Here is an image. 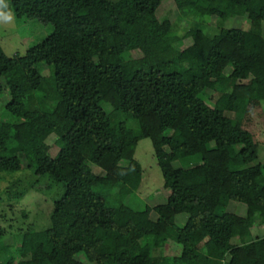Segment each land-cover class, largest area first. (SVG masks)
I'll return each instance as SVG.
<instances>
[{"label": "trees", "instance_id": "16d2710c", "mask_svg": "<svg viewBox=\"0 0 264 264\" xmlns=\"http://www.w3.org/2000/svg\"><path fill=\"white\" fill-rule=\"evenodd\" d=\"M173 1L178 22L159 18L164 0H7L18 18L53 30L29 47V66L0 41L11 115L0 119V180L24 161L30 171L0 191V205L32 191L59 197L46 226L27 222L26 210L19 225L0 226V264H89L82 254L93 264H264V234L253 231L264 226V163L244 127L264 101V0ZM237 16L249 33L225 26ZM145 138L170 194L167 204L136 207L144 170L135 153ZM109 161L116 172L94 171ZM231 201L246 204L243 220L227 210Z\"/></svg>", "mask_w": 264, "mask_h": 264}, {"label": "rangeland", "instance_id": "374dc122", "mask_svg": "<svg viewBox=\"0 0 264 264\" xmlns=\"http://www.w3.org/2000/svg\"><path fill=\"white\" fill-rule=\"evenodd\" d=\"M13 11V10H12ZM14 12V11H13ZM15 14V12H14ZM180 12L178 7L176 6L173 0H164L163 4L160 6L158 10V16L161 20L165 18H170L173 22H178V16ZM187 25V21L184 20L180 23L182 28L181 31L184 30V27ZM250 21L246 17L237 16L231 17L225 21L226 27H239L243 28L246 33H249L250 29ZM53 30V26L50 23L44 22L40 19L34 18H18L15 14V19L13 23L0 25V41L1 44L6 51V53L10 56L19 53L23 55L24 62L27 66H29V60L26 59L25 53L32 45L44 40ZM219 31L218 27V20L214 19L208 26L207 32L210 35H213ZM186 46H184L185 48ZM135 56H139L140 53L135 52ZM232 67L229 66L223 72L224 75H227L231 72ZM262 70L255 71L251 78L250 74L248 77L252 79L253 82H259V78L262 75ZM32 78L34 83L37 84L41 82V77L36 75L35 73L32 74ZM0 119L1 120H10L11 115L6 110L5 104L8 101L9 97L6 95V88L4 87L5 80L1 79L0 81ZM208 89L207 94L211 96L214 94L212 80H207ZM209 102L212 103L211 99H208ZM108 110L111 109L110 105L106 106ZM227 115L231 117H235L236 114L234 112H227ZM56 119H58L65 129H68L69 124L60 116V114L55 115ZM244 127L248 130L252 131L256 140L260 142V158L259 161L264 163V101L257 106L254 111L245 119ZM57 135L53 134L48 138V143L51 145V154L56 156L60 150L57 147ZM135 157L140 161L143 167V180L139 190L137 191V195L131 198V203L136 206L140 207L142 202H146L151 206H156L159 204H167V197L170 194V190L166 189L164 186V177L162 170L158 164L157 158L154 153V145L151 138L142 139L137 148ZM175 166H181V162L176 161ZM24 170L21 172H17L11 175H6V177L0 180V191L7 189L11 182L14 179L19 177H30V171L27 169V162L24 161ZM94 171L97 173H105V171L109 172H116L117 169L114 168L109 161L105 163L103 166H95ZM59 197L58 193L53 194H45L38 191H32L22 199L18 204L14 206L10 205V201L6 200L5 202L0 205V226L9 229L10 224L14 226L19 225L22 223V211L26 210L29 212L30 217L27 222L29 221H36L38 226H46L49 222L48 216L50 210L53 208L54 203L57 201ZM14 210L16 214L12 212ZM227 210L234 212L238 215L239 220H243L246 214V204L231 201ZM152 217L156 218L157 213L153 212ZM188 218V214L182 213L177 215L176 222L178 225L183 226ZM253 231L258 234H264V226H256L253 228ZM234 243H238V238L233 239ZM181 247H179L180 249ZM252 250H250V254ZM34 258L38 262L44 261L45 257L42 253L35 252ZM81 259L89 264L90 263L84 254L80 255Z\"/></svg>", "mask_w": 264, "mask_h": 264}, {"label": "clouds", "instance_id": "9594fccd", "mask_svg": "<svg viewBox=\"0 0 264 264\" xmlns=\"http://www.w3.org/2000/svg\"><path fill=\"white\" fill-rule=\"evenodd\" d=\"M14 19L15 14L9 8L7 0H0V25L11 24Z\"/></svg>", "mask_w": 264, "mask_h": 264}]
</instances>
